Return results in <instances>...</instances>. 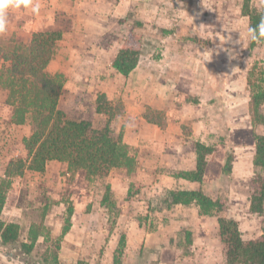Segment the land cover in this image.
<instances>
[{"label": "rangeland", "instance_id": "374dc122", "mask_svg": "<svg viewBox=\"0 0 264 264\" xmlns=\"http://www.w3.org/2000/svg\"><path fill=\"white\" fill-rule=\"evenodd\" d=\"M245 1L250 9L264 5V0H47V17L40 12L36 18L23 6L9 9L0 46L27 43L34 19L45 21L35 31L61 33L46 69L62 74L57 106L70 118L93 120L95 98L102 92L122 104L111 123L116 133L126 119L141 117L152 124L144 137L157 135L154 124L166 131L165 137L174 136L176 150L183 141L193 151L196 141L213 146L198 187L226 204V215L238 222L247 241L262 227V217L249 211L248 200L253 177L264 175L252 163L264 124L251 120L246 78L255 61H264V41L250 46ZM222 27L240 40L225 46L237 52L232 60L225 51L216 52L211 39L223 40ZM129 34L137 36L140 55L124 76L111 62ZM5 95L0 87L5 194L0 219L18 224V235L7 244L0 240V264H114L121 234L125 243L116 264H228L216 216L200 215L194 203L168 207L167 189L150 186L152 174L145 170L176 175L182 170L175 162H142L129 147L130 168L113 167L104 175L89 177L59 160H47L42 171L30 170L23 138L33 126L12 122ZM70 211V226L62 233ZM35 233L27 251L23 243L29 244Z\"/></svg>", "mask_w": 264, "mask_h": 264}, {"label": "trees", "instance_id": "16d2710c", "mask_svg": "<svg viewBox=\"0 0 264 264\" xmlns=\"http://www.w3.org/2000/svg\"><path fill=\"white\" fill-rule=\"evenodd\" d=\"M260 10L250 9L247 1L242 5V13L248 17L252 26L259 22ZM60 37L59 31H33L25 44L7 48L0 46V58L6 63L0 67V87L6 91L5 103L11 107L12 122L23 124L30 121L33 126L30 135L23 138V146L29 158L25 167L42 171L47 160H59L66 162L70 170H83L89 177L104 175L113 167L129 169L133 162L129 146L123 140L122 129L116 133L111 124L123 109L121 103L114 104L106 94L98 93L93 120L72 119L58 108L63 87L62 74L50 73L46 67ZM255 44L256 42H251L250 46L253 48ZM139 55L138 38L129 34L111 65L116 72L125 76L135 68ZM246 83L250 92L251 120L253 123L264 124V114L261 111L264 104V61L252 64ZM193 148L194 168L182 170L176 176L200 183L205 172L206 156L213 153L215 148L200 141L194 142ZM19 162V168H23L24 163ZM252 163L256 169L264 170V134L256 136ZM225 167L226 171L230 170L229 161ZM4 202L2 180L0 213ZM165 202L168 207L194 203L200 215L216 216L228 264H264V175L260 172L252 179L248 207L250 212L262 217L261 233L247 241L241 238L238 222L226 215V204L211 198L200 187L167 189ZM70 214L71 211L65 219L62 233L70 226ZM17 235L18 224L5 223L0 219V240L3 244L13 242ZM35 239L36 233L32 235L29 244L23 243L27 251L31 249ZM124 243L125 236L121 234L113 257L114 264L118 263L117 255L121 253Z\"/></svg>", "mask_w": 264, "mask_h": 264}, {"label": "crops", "instance_id": "0c3cea01", "mask_svg": "<svg viewBox=\"0 0 264 264\" xmlns=\"http://www.w3.org/2000/svg\"><path fill=\"white\" fill-rule=\"evenodd\" d=\"M35 3H38L40 5L39 13L42 12L40 15L45 13L47 17V13L49 10V4L47 0H34V4ZM51 4H53V1ZM30 14L32 16H35L36 18L40 17L39 14H32V13ZM10 15L12 16V12H10ZM34 22H32L33 24L32 30L34 31L41 30L43 28V25L45 24V21L41 22L39 19L38 20L34 19ZM151 126H152L151 123L143 122L141 117L139 118L138 121L135 122L132 119H126V121L123 122L122 125L123 140L130 148L136 149V158L142 162H154L157 160L175 162L176 166H178L180 170L193 169L195 166V153L191 149V147L187 145L185 146L184 143L187 141H183L181 145H178L177 150L172 148L174 142H171V139L173 141L174 136H170L169 138L165 137L166 131L162 130L160 127H157L154 124L153 126L156 127L155 129H158V130H154V132L160 137H156L157 135H155V137L154 136L144 137V135L147 134L145 133V130L150 129L149 127ZM150 135L152 134L148 133V136ZM158 138L160 141H158ZM181 139L182 138L178 140ZM146 173L152 174V181L149 183L150 186L157 187L160 190L164 188L165 189H195L200 184L197 181H190L185 178L172 175L169 171L160 170L157 173V171L151 172V170L148 171L145 170V174ZM114 181H116L115 178H113L111 184H113Z\"/></svg>", "mask_w": 264, "mask_h": 264}, {"label": "clouds", "instance_id": "9594fccd", "mask_svg": "<svg viewBox=\"0 0 264 264\" xmlns=\"http://www.w3.org/2000/svg\"><path fill=\"white\" fill-rule=\"evenodd\" d=\"M23 6L24 9H29L32 14H39L40 5L38 3H33V0H0V34H5L8 30V10L9 9H20ZM260 20L255 25L249 24L246 28V37L248 41L251 42H261L264 41V7L260 10ZM231 32L227 28L222 27L223 40L219 37H212L213 42L218 45L216 52L225 51L228 54L229 60L236 58L237 52L233 50L232 47H225L226 45H236L240 43V40H233ZM218 41V42H217ZM213 53L205 55L204 59L208 60L211 58Z\"/></svg>", "mask_w": 264, "mask_h": 264}]
</instances>
